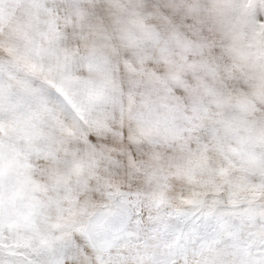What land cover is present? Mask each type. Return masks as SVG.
I'll list each match as a JSON object with an SVG mask.
<instances>
[{"label":"snow or ice","instance_id":"6c2138e0","mask_svg":"<svg viewBox=\"0 0 264 264\" xmlns=\"http://www.w3.org/2000/svg\"><path fill=\"white\" fill-rule=\"evenodd\" d=\"M0 264H264V0H0Z\"/></svg>","mask_w":264,"mask_h":264}]
</instances>
